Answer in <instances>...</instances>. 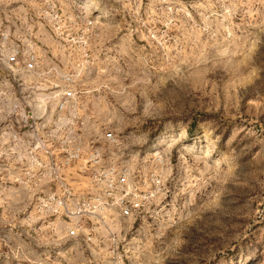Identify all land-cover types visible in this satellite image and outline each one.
Returning <instances> with one entry per match:
<instances>
[{
  "label": "rangeland",
  "instance_id": "obj_1",
  "mask_svg": "<svg viewBox=\"0 0 264 264\" xmlns=\"http://www.w3.org/2000/svg\"><path fill=\"white\" fill-rule=\"evenodd\" d=\"M87 1L0 0V264H264V0ZM16 49L75 75L82 146L151 194L136 221L71 238L37 206L56 188L14 139Z\"/></svg>",
  "mask_w": 264,
  "mask_h": 264
},
{
  "label": "built area",
  "instance_id": "obj_2",
  "mask_svg": "<svg viewBox=\"0 0 264 264\" xmlns=\"http://www.w3.org/2000/svg\"><path fill=\"white\" fill-rule=\"evenodd\" d=\"M4 63L14 77L15 100L10 103L17 128L14 139L33 145L30 166L42 174L49 168L51 184L56 188L36 199L37 206L48 217L68 218L72 223L68 230L71 238L79 237L85 221H90L95 229L110 231L125 220L136 221L151 194L134 181L129 167H117L112 157L105 160L97 146H82L86 141L83 125L75 115L79 110L75 75L56 65L43 71L33 51L24 53L16 49ZM31 78L36 82L27 81ZM102 140L110 144L117 141L113 132L106 133ZM52 144L74 146H64L56 152L46 146ZM38 151L41 153L37 154ZM70 174L88 176L86 194H77L81 188L72 187L64 178ZM87 240L92 241L90 237Z\"/></svg>",
  "mask_w": 264,
  "mask_h": 264
},
{
  "label": "clouds",
  "instance_id": "obj_3",
  "mask_svg": "<svg viewBox=\"0 0 264 264\" xmlns=\"http://www.w3.org/2000/svg\"><path fill=\"white\" fill-rule=\"evenodd\" d=\"M117 131H119V129H117ZM108 139H110V138H108ZM147 251V246L145 245V246H142V248L140 249V250H138V251ZM137 252H133V257H136L137 256ZM132 258L130 257V260H131ZM133 264H134V262H133Z\"/></svg>",
  "mask_w": 264,
  "mask_h": 264
},
{
  "label": "bare ground",
  "instance_id": "obj_4",
  "mask_svg": "<svg viewBox=\"0 0 264 264\" xmlns=\"http://www.w3.org/2000/svg\"><path fill=\"white\" fill-rule=\"evenodd\" d=\"M90 1H91V0H90ZM87 3H90L89 0L87 1ZM87 3H86V4H87ZM83 6H84V5H83Z\"/></svg>",
  "mask_w": 264,
  "mask_h": 264
}]
</instances>
